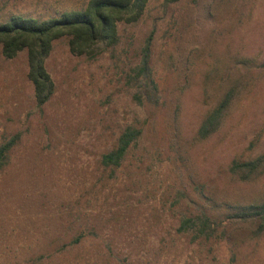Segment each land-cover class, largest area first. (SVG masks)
<instances>
[{
	"label": "rangeland",
	"instance_id": "rangeland-1",
	"mask_svg": "<svg viewBox=\"0 0 264 264\" xmlns=\"http://www.w3.org/2000/svg\"><path fill=\"white\" fill-rule=\"evenodd\" d=\"M88 2L0 0V23ZM119 33L95 56L57 40L46 59L55 93L42 106L27 51L7 59L0 46V144L17 138L0 167V264H264V233L233 217L264 200V173L230 171L264 153V0H149ZM151 34L153 96L135 73ZM233 87L221 129L199 139ZM128 125L141 137L119 167L104 166ZM203 213L211 236L179 230Z\"/></svg>",
	"mask_w": 264,
	"mask_h": 264
},
{
	"label": "trees",
	"instance_id": "trees-1",
	"mask_svg": "<svg viewBox=\"0 0 264 264\" xmlns=\"http://www.w3.org/2000/svg\"><path fill=\"white\" fill-rule=\"evenodd\" d=\"M178 1L180 0H164V3L172 4ZM148 2L149 0H89L82 9L67 11L59 17L44 20L14 15L0 23L2 55L10 59L24 50L27 51L28 78L33 85L37 105L42 106L49 102L55 93V83L47 69L46 59L57 40L68 37L69 48L74 55L95 56L98 51L114 47L120 42L119 23L137 22L144 14ZM152 41L151 34L145 41L140 62L135 68L136 78L144 81L151 96L157 91L151 66ZM237 93V87L228 89L219 102L206 112L197 130L199 139L207 140L221 129ZM142 133L141 127L126 126L116 146L102 155V164L107 167H119L129 148L137 142ZM16 140L17 138L13 137L0 144V167L6 162ZM230 171L243 180L257 178L264 173V153L250 159H235ZM233 209L235 221L249 224L258 234L264 233V200L239 205ZM213 221L211 215L206 213L184 217L179 230L195 229L198 231L197 236H211Z\"/></svg>",
	"mask_w": 264,
	"mask_h": 264
}]
</instances>
